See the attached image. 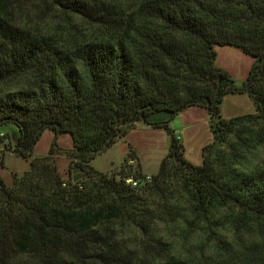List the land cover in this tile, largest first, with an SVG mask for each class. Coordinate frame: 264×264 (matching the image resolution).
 <instances>
[{"label": "trees", "instance_id": "16d2710c", "mask_svg": "<svg viewBox=\"0 0 264 264\" xmlns=\"http://www.w3.org/2000/svg\"><path fill=\"white\" fill-rule=\"evenodd\" d=\"M220 46L254 58L240 84ZM237 92L255 110L223 117ZM193 105L210 115L200 164L150 119ZM138 121L170 134L150 180L131 145L117 170L91 165ZM46 129L73 148L35 154ZM2 131L29 168L0 174V264H264V0H0Z\"/></svg>", "mask_w": 264, "mask_h": 264}, {"label": "crops", "instance_id": "0c3cea01", "mask_svg": "<svg viewBox=\"0 0 264 264\" xmlns=\"http://www.w3.org/2000/svg\"><path fill=\"white\" fill-rule=\"evenodd\" d=\"M226 50L228 58L221 60L217 58L218 64L227 70L235 81L240 84L249 75L254 58L236 46H224L219 48ZM222 54V53H221ZM244 60V64L239 63V59ZM226 60H228L226 62ZM254 104L246 92L230 93L226 95L221 106L222 116L231 118L244 113L253 112ZM151 121H167L168 126L178 136L184 146L185 157L195 163L202 162V148L212 138L210 129V115L208 110L202 106H189L180 111L178 115L170 118V113L161 111L151 116ZM4 133L0 132V135ZM55 133L46 129L34 147L35 154H46L49 151ZM58 143L63 149H72L73 140L67 134L57 136ZM10 141H16V134L12 133ZM170 134L164 128L153 127L138 121L135 127L123 138L99 153L92 161L91 165L102 172H109L119 168L125 161L130 145L133 147L138 160L129 159V164L140 163L143 173L146 175L155 174L161 164L162 159L169 150ZM4 160V165L1 159ZM57 161L61 167L63 164L66 170L70 164V158L66 155H58ZM29 168V161L14 155L8 147H5L0 139V174L6 183L11 185L14 181V172H23ZM73 179L82 177V172L78 169L71 170Z\"/></svg>", "mask_w": 264, "mask_h": 264}, {"label": "rangeland", "instance_id": "374dc122", "mask_svg": "<svg viewBox=\"0 0 264 264\" xmlns=\"http://www.w3.org/2000/svg\"><path fill=\"white\" fill-rule=\"evenodd\" d=\"M221 47H224V46H220V47L217 48V53H218V54H217V58L220 59V62H221V60H225L226 58H228V55H227V53H226V50H223V49H221L220 51L218 50V49L221 48ZM221 53H222V54H221ZM227 61H228V60H226V62H227ZM239 63L243 65V64H244V60L240 58V59H239ZM236 81H237V80H236ZM223 102H224V101H223ZM61 134H62V135H63V134H67V135L70 136V134H68V133H61ZM61 134H60V135H61ZM57 136H58V135H57ZM55 137H56V135H55ZM55 137L53 138V140L55 139ZM56 138H57V137H56ZM71 138H72V137H71ZM53 140H52V142H53ZM38 141H39V140H38ZM38 141H37V142H38ZM57 144H58V146H59L60 148H62V149L64 148V147H62V146L59 145V143H58V139H57ZM4 145H5V144H4ZM51 145H52V143H51ZM51 145H50V147H51ZM8 149H9V148H8ZM49 149H50V148H49ZM9 150H11V152H13L14 155H16L12 148H10ZM66 150H67V149H66ZM16 156H17V155H16ZM18 157H19V156H18ZM117 169H118V168H116L115 170H117ZM61 170H62L63 174L66 175V167H65L63 164L61 165ZM14 173H19V172H14ZM13 175H14V174H13ZM80 178H81V177H80ZM77 179H79V177H78ZM75 180H76V179H75ZM132 240H133V239H132ZM132 240H131V241H132ZM133 243H135V242L132 241V246L134 245Z\"/></svg>", "mask_w": 264, "mask_h": 264}, {"label": "built area", "instance_id": "2783aa9c", "mask_svg": "<svg viewBox=\"0 0 264 264\" xmlns=\"http://www.w3.org/2000/svg\"><path fill=\"white\" fill-rule=\"evenodd\" d=\"M2 136L4 135V133H2L1 134ZM4 144H9V140L8 139H4V142H3ZM146 179L147 180H150L151 179V175H146ZM139 179H136V178H134V177H132V176H127L126 178H125V182L127 183V184H130V185H132V186H137L138 184H139Z\"/></svg>", "mask_w": 264, "mask_h": 264}]
</instances>
